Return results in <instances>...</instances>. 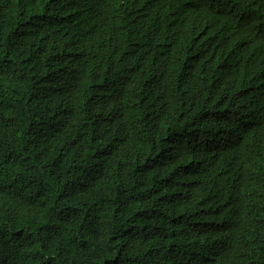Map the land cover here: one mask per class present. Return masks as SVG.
<instances>
[{"label":"trees","instance_id":"obj_1","mask_svg":"<svg viewBox=\"0 0 264 264\" xmlns=\"http://www.w3.org/2000/svg\"><path fill=\"white\" fill-rule=\"evenodd\" d=\"M0 264H264V0H0Z\"/></svg>","mask_w":264,"mask_h":264}]
</instances>
